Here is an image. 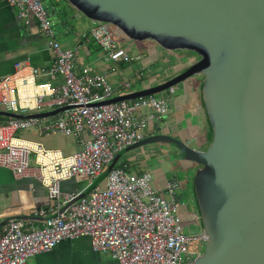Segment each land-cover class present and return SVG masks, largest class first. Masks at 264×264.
<instances>
[{"label":"built area","instance_id":"2783aa9c","mask_svg":"<svg viewBox=\"0 0 264 264\" xmlns=\"http://www.w3.org/2000/svg\"><path fill=\"white\" fill-rule=\"evenodd\" d=\"M0 1L17 8L21 17L33 16L52 52L48 67L23 62L15 64L10 74L0 75V109L17 116L0 124V168L8 169L15 180H39L47 190L48 209L53 210L42 229L19 218L3 226L0 264H29V258L77 237H88L93 252L110 253L114 264H193L202 251L192 250L190 244H205L208 235L186 232L178 216L181 200L174 184L163 194L150 172L129 174L114 167L79 200L60 188L62 181L74 177L98 180L118 151L141 142L149 121L167 113L174 89L166 97L110 102L118 89H130L133 82L113 84L109 71L98 72L89 66L79 71L75 64L79 46L67 49L61 45L45 0ZM88 37L99 45L104 62L141 59L120 47L104 24L94 23ZM59 109L54 115H35ZM28 128L40 135L71 136L79 149L65 155L60 149H47L16 136ZM32 154L35 166L30 164ZM16 201L0 219L45 215L44 208Z\"/></svg>","mask_w":264,"mask_h":264},{"label":"water","instance_id":"95a60500","mask_svg":"<svg viewBox=\"0 0 264 264\" xmlns=\"http://www.w3.org/2000/svg\"><path fill=\"white\" fill-rule=\"evenodd\" d=\"M67 1L134 42L153 41L199 57L171 80L110 102L155 96L202 76L203 103L213 127L206 150L165 136H145L139 143L171 141L199 166L192 178L197 226L208 239L193 264H264V0ZM1 114L17 117L0 109ZM113 168L108 165L95 184Z\"/></svg>","mask_w":264,"mask_h":264},{"label":"crops","instance_id":"0c3cea01","mask_svg":"<svg viewBox=\"0 0 264 264\" xmlns=\"http://www.w3.org/2000/svg\"><path fill=\"white\" fill-rule=\"evenodd\" d=\"M45 1L49 2L48 7H45L49 16L52 9L56 11L53 17L56 20L54 29L61 45L67 49H75L79 46L75 56V59L81 62L80 65L76 63L79 71L85 66H89L98 72L109 71L108 79L113 84L118 80L133 82L130 89H118L112 99L153 88L171 80L183 71L179 72L172 68L171 72L164 71L154 74L155 77L151 76L150 68L147 67L148 62L156 63V66L162 69L171 64L168 57L171 55L161 54L158 47L153 49L149 47L148 51L155 54V61L159 59L162 64H157L153 58L144 59L142 56L140 61L132 63L104 62L99 45L88 37L89 30L95 22L86 18L67 0ZM18 13L17 8L10 7L6 2L0 1L1 76L10 74L17 63L29 62L33 66L45 68L51 61L52 52L39 30L36 19L31 15L21 17ZM131 54L139 55L134 52ZM177 56L181 59V55ZM143 61L145 65L142 67ZM112 68L115 70L114 72L111 71ZM202 80V76L199 75L196 81H193L189 86H182L179 90L174 88L169 110L161 118L149 121L145 136L177 138L196 151L206 150L212 138L213 127L203 103ZM168 94L167 90L157 97H166ZM171 152H182V149L165 139L147 144L139 143L118 151L109 167L124 168L129 174L150 172L153 175L155 187L163 194L169 184H174L177 188V197L181 200L180 208H185L187 211L189 204L195 203L192 178L198 167L187 164L184 166L188 168V171L175 172L168 166L169 160L166 157V154ZM91 182L92 180L89 178L75 177L62 181L60 187L64 192H73L77 197L84 198L92 188ZM187 187L190 188L186 196ZM23 194L25 196H22ZM19 197L27 199L25 202H29L37 208L46 210L43 216H25V218L24 215L17 216L29 221L33 228L42 229L45 226V217L50 216L53 212L52 208L48 209L50 204L46 187L36 178L15 180L8 169L0 168V214H4L14 207L16 199L20 200ZM7 218L0 219V232L4 226L2 223ZM28 262L29 264H114L110 253L92 251L91 241L88 237L62 240L52 251L31 257Z\"/></svg>","mask_w":264,"mask_h":264},{"label":"rangeland","instance_id":"374dc122","mask_svg":"<svg viewBox=\"0 0 264 264\" xmlns=\"http://www.w3.org/2000/svg\"><path fill=\"white\" fill-rule=\"evenodd\" d=\"M44 6L47 8L49 5L48 1H44ZM51 9V7H50ZM53 11L51 12V15L49 16L51 25L53 27H56V20L53 18L54 15L56 14V11L52 9ZM106 28L108 29L109 33L111 34L112 38L114 41L119 44L121 47L125 48L127 51L130 53H137L142 58H153L155 61V54H152L151 52L148 51V48H155L158 47L161 54L167 53L170 56L169 59L171 60V64L169 66L164 67L163 69L160 67L156 66V63H147V67L150 68V75L155 77L154 74L162 73L164 71L171 72L172 68L173 70L177 69L179 72L182 70H186L188 67L193 65L196 61L199 60V57L191 52H187L184 50H165L163 49L159 44H155L153 41H146V42H134L133 40L129 39L122 31H120L118 28L114 27L113 25H109L108 23H104ZM181 55V57L184 55L183 58L179 59L177 55ZM160 58V57H158ZM155 62L157 64H162L159 59H157ZM80 65L77 59H75V64ZM76 65V66H77ZM145 65V62H142V67ZM148 68V70H149ZM168 74V73H167ZM199 75H194L193 77L184 80L174 86L176 89H180L182 86H189L193 81H196L197 77ZM183 91V89H181ZM129 91V90H126ZM166 91V90H164ZM162 91V92H164ZM162 92H159L155 94V96L160 95ZM2 110V109H1ZM5 111V110H4ZM17 137L24 138L27 140H31L34 142H39L41 143L45 148L47 149H61L63 154L65 155H70L73 154L75 151L79 149V147L76 145V140L71 137V136H66L64 134H48V135H40L38 131L34 128H28V129H22L20 130L17 135ZM177 139V138H174ZM179 140V139H177ZM180 143H183V141H179ZM74 151V152H73ZM167 159L169 160L168 166L172 168L175 172L180 173L183 170H187L184 165H191V166H196L191 160H189L185 154V152L182 150V152H171L166 154ZM30 164L32 166H35L34 162V155H31L30 159ZM199 168V166H197ZM87 178V177H86ZM90 179V178H89ZM92 180V179H91ZM100 183V182H99ZM98 183V184H99ZM186 183V182H184ZM188 183V182H187ZM95 181L92 180L90 186L92 187L89 192H91L96 185ZM61 188V187H60ZM189 188L187 187V191L185 192L186 196L189 192ZM69 192V191H67ZM73 193V192H70ZM181 209V208H180ZM178 211V216L180 218V221L183 223L184 228L186 232L188 233H198L202 231V226H197L196 220H197V215L199 212V208L196 205V203H190L189 207H187V211L185 208H182L181 211ZM190 248L192 250H199V251H204L205 249V244L201 241H195L190 244ZM29 263V262H28Z\"/></svg>","mask_w":264,"mask_h":264},{"label":"trees","instance_id":"16d2710c","mask_svg":"<svg viewBox=\"0 0 264 264\" xmlns=\"http://www.w3.org/2000/svg\"><path fill=\"white\" fill-rule=\"evenodd\" d=\"M9 118H11V117H9L5 114L4 115L1 114L0 115V124H4ZM197 225H199L198 219H197Z\"/></svg>","mask_w":264,"mask_h":264},{"label":"bare ground","instance_id":"6f19581e","mask_svg":"<svg viewBox=\"0 0 264 264\" xmlns=\"http://www.w3.org/2000/svg\"><path fill=\"white\" fill-rule=\"evenodd\" d=\"M33 146L35 147V145H33ZM22 196H25V195L23 194ZM19 198H20L21 201H25V200H27V199H25V198H23V197H19ZM16 200H17V199H16ZM16 202H17V201H16ZM15 205H16V203H15ZM14 207H15V206H14ZM14 207H12V208H14ZM12 208H11V209H12ZM11 209H10V210H11ZM8 211H9V210H8ZM8 211H7V212H8Z\"/></svg>","mask_w":264,"mask_h":264}]
</instances>
